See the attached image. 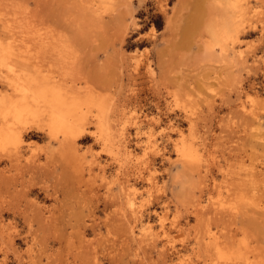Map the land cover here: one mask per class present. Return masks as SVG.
I'll use <instances>...</instances> for the list:
<instances>
[{
	"label": "rangeland",
	"instance_id": "obj_1",
	"mask_svg": "<svg viewBox=\"0 0 264 264\" xmlns=\"http://www.w3.org/2000/svg\"><path fill=\"white\" fill-rule=\"evenodd\" d=\"M248 1L244 15L228 0H0L13 61L93 90L123 129L108 156L86 103L79 164L41 132L25 153L42 168L0 160V264H264V3Z\"/></svg>",
	"mask_w": 264,
	"mask_h": 264
},
{
	"label": "bare ground",
	"instance_id": "obj_2",
	"mask_svg": "<svg viewBox=\"0 0 264 264\" xmlns=\"http://www.w3.org/2000/svg\"><path fill=\"white\" fill-rule=\"evenodd\" d=\"M228 2H230L232 5L231 7H236V10H239V12L237 11V13H240L242 12L243 14L245 13V10H247V8L249 7V1L248 0H228ZM229 3V5H230ZM264 3V0H254V4L255 5H258V6H261L262 4ZM199 4V3H198ZM196 8V6H195ZM240 15V14H239ZM238 15V16H239ZM245 15V14H244ZM237 17V16H236ZM241 17H242V20L244 19V16L241 14V16H239V18L237 17V21L239 20L240 23L241 22ZM244 21V20H243ZM237 22V23H239ZM224 30H226V27L224 28ZM223 31V29H222ZM221 31V34H218L217 38L222 40L220 41L221 43H225V38L226 36L229 38H233L232 41H234L235 37H232L233 34L237 35L236 33H233L232 32V36H230L228 33V35L224 36L225 34H223ZM220 32V30L218 31V33ZM224 32V31H223ZM10 33V32H9ZM226 33V31L224 32ZM223 36L225 37L224 39L222 38H219L220 36ZM227 38V39H228ZM21 39V38H20ZM226 39V40H227ZM23 40V39H22ZM21 40V41H22ZM231 40L228 39V41L230 43H233L231 42ZM9 41V40H8ZM6 43V45H3L2 42L0 41V66H3L5 64L6 66V70H7V80H6V86H5V89L3 91H0V150L3 152L0 151V160L1 159H4V161L10 163V164H14V165H19L21 163V159H24L26 162H24L25 164H28L30 165V163L32 165H34L33 167H35L36 169H38L39 167H41V165H39V162L36 163V161L38 160L37 157H34L35 156V153L31 151V155L30 157L29 156H26V153L27 150L30 148V142H33L34 144H36V142L34 140H31V141H27V139H31L32 137L35 136V133L37 132H41L44 134V136L47 138V141H48V145H47V150L49 149V152L51 154V150H52V147L53 145L55 144V148L54 149H57L61 152H70L72 155H74V160L77 162L79 158L76 153H77V150H78V139H80V137H82V135L85 133V131L87 130L86 129V124L85 123V119H84V112H83V105L84 104H90V105H95L97 108H99V111H95L97 113V115H95V119L96 120V124L95 121H93V123L91 122V124H94L97 125V131L95 132L97 134L96 136V140H99L101 142V144L103 145H109L113 142H115V138H117V134H120L118 133V131L122 133L123 129L121 130H116L117 134H113L115 132H113V127H115L114 124H112V122H110L112 116H110L112 113L111 111H106L104 110V108L106 106H104L105 104L102 105V101H100V95L99 94H96V98H97V95H99L98 99L99 100H93V99H90L92 96V93L91 91V87L88 88L89 90V93L91 95H88V91L86 89H83L84 91H87V93H82L84 92L82 90L79 91L81 92L82 94L84 95H88L89 96V99H88V96L84 97V98H87L85 100H83L81 97H82V94L81 93H77L78 92V87H76L78 90L77 92H75L76 90H73L72 88H75L74 84L72 86V83L69 82V85H66V82L65 81H68V80H65V77L63 78V76H60L64 79L63 83L62 82V78L59 80V79H56L54 78L52 75H49V74H46V71H44L45 73L43 74L42 71H39V69H34L33 67H30L25 61L23 60H15L13 61L11 55H12V51L10 50V45L9 43ZM217 43L218 40H217ZM220 43V51H224V49H226V46L223 45V43L221 44ZM228 44V43H227ZM33 47V46H32ZM11 57V58H9ZM45 58V57H44ZM138 61V60H137ZM52 62V61H51ZM138 62H135L134 64H137ZM52 64L55 65V63L53 62ZM138 65V64H137ZM136 65V66H137ZM38 67V66H37ZM45 69V68H44ZM5 70V72H6ZM132 70V69H131ZM50 72V71H49ZM55 75V74H53ZM3 77V76H2ZM6 77V76H5ZM4 82V81H3ZM4 87V86H3ZM89 87V86H87ZM93 89V88H92ZM74 91V92H73ZM79 94V95H78ZM95 94V93H94ZM93 94V95H94ZM81 95V96H80ZM247 95V94H246ZM95 96V95H94ZM248 96V95H247ZM255 96V95H254ZM249 97V96H248ZM99 101L101 102V107H103V109L100 108V103ZM90 107V106H88ZM242 112H247L249 114H253V107H252V104L250 103V108L247 109L246 105L245 104H242ZM90 108H88L87 112L89 111ZM93 109V108H92ZM105 109H108V108H105ZM111 109V108H110ZM91 110V109H90ZM95 110V109H93ZM103 110L104 112H109V118H106V116L108 117V113L105 112V115H104V118L103 119ZM113 112V110H112ZM117 112V111H116ZM95 113V114H96ZM89 114V112L87 113ZM86 114V116H87ZM241 114V113H240ZM248 115V114H247ZM88 117V116H87ZM86 117V118H87ZM90 117V115H89ZM88 117V118H89ZM114 117V115H113ZM243 117V115L241 116ZM251 117V116H250ZM90 119V118H89ZM88 119V120H89ZM92 119V118H91ZM114 119V118H113ZM118 118H115L114 121L117 122L118 124V121H117ZM87 120V119H86ZM93 120V119H92ZM113 121V120H112ZM148 121V120H147ZM89 122V121H88ZM87 122V123H88ZM152 122V121H151ZM155 122V121H154ZM90 123V122H89ZM111 123V124H109ZM114 123V122H113ZM127 125V124H126ZM89 126V125H88ZM93 126V125H92ZM117 127V126H116ZM96 128V127H95ZM116 129H119V128H116ZM138 130V129H137ZM181 130V129H180ZM89 132V131H88ZM123 134V133H122ZM123 138V135L121 136ZM94 139V138H93ZM124 139V138H123ZM118 140V139H117ZM125 140V139H124ZM123 140V141H124ZM183 140V139H182ZM117 142V141H116ZM116 142L114 144H116ZM137 142V141H136ZM54 143V144H53ZM98 143V141H97ZM124 143V142H123ZM122 143V144H123ZM126 143V142H125ZM99 144V143H98ZM186 144V143H185ZM102 145V146H103ZM112 145V144H111ZM118 145H120L122 147V145L120 144V141L119 143L116 144V149L117 148H120L117 147ZM175 145V143H174ZM176 145H178L176 143ZM8 146H10L8 150H4L5 148H7ZM101 146V145H100ZM113 146V145H112ZM110 146V149L109 151H105L107 152L108 156L109 154H111L112 152V149ZM147 146V145H146ZM103 147H107V146H103ZM113 147V148H114ZM127 148V147H126ZM80 149V148H79ZM107 149V150H108ZM123 149H125V144H124V147ZM159 149V148H158ZM56 150V151H57ZM81 150V149H80ZM100 150V149H99ZM104 149L101 148L100 152L102 153H105L103 151ZM106 150V149H105ZM111 150V151H110ZM129 150V149H128ZM127 150V151H128ZM30 151V150H29ZM92 151V153L95 151L93 150H90ZM119 151V150H118ZM121 151V149H120ZM124 151V150H123ZM126 151V152H127ZM178 151L180 152V154L182 155V157L180 158H183V160L186 162L187 160H189L190 158H192V150L190 148H187L185 145H182L181 147L178 148ZM49 152H46V154H48ZM58 152V151H57ZM96 152V151H95ZM125 152V151H124ZM123 152V153H124ZM85 153H90V152H87L85 151ZM85 153H82L80 152V154H85ZM98 153V152H97ZM117 153V152H116ZM115 151L112 153V156H115L117 157L116 155L119 153L116 154ZM122 153V152H121ZM132 153V152H131ZM148 153V152H147ZM45 154V155H46ZM49 154V155H50ZM79 154V152H78ZM79 154V155H80ZM116 154V155H115ZM120 154V153H119ZM118 154V155H119ZM129 155H131L129 152L127 153L126 157ZM179 154V156H180ZM49 155H46V159L49 158ZM97 155V154H96ZM95 155V156H96ZM122 155V154H120ZM119 155V156H120ZM48 156V157H47ZM84 156V155H83ZM91 156V155H90ZM89 156V157H90ZM94 156V158H95ZM98 156V155H97ZM96 156V158H97ZM124 158H125V154H123ZM123 160H125L124 158ZM132 156V155H131ZM149 156V155H148ZM45 157V156H44ZM77 157V158H76ZM115 157H114V162L116 163L117 162V159L115 160ZM121 157V156H120ZM130 157V156H129ZM77 160H76V159ZM83 158L82 156H80L79 159ZM85 158V157H84ZM93 158V155L88 158V160H94ZM119 158V157H118ZM128 158V157H127ZM179 158V160H181ZM98 159V158H97ZM96 159V160H97ZM105 159V158H104ZM83 160V159H82ZM87 160V161H88ZM95 160V161H96ZM108 160V158H107ZM112 160V161H111ZM109 159L108 161L109 162H113V158L112 159ZM130 160V158L128 159ZM143 160V159H142ZM145 160V159H144ZM95 161L91 162L94 163ZM119 161H122V160H119L118 159V162L117 164L120 165ZM127 161V160H126ZM125 161V162H126ZM146 161V160H145ZM105 162V164H104ZM103 162V166L100 167V168H104V165L107 166L106 164V161ZM124 161H122V164H123V167H125L126 165H124L125 163ZM180 162V161H179ZM181 162H183L181 160ZM183 162V163H185ZM108 163V162H107ZM128 163V162H127ZM125 163V164H127ZM139 163V162H138ZM190 163V161L188 162ZM194 163V162H193ZM78 164H79V161H78ZM91 164L88 163V168L89 166H91ZM95 164H97L96 162L94 163V166H96ZM113 164V163H112ZM144 164V162H143ZM191 164V163H190ZM93 165V164H92ZM110 165V164H109ZM139 165V164H138ZM100 166V164L98 165ZM97 166V167H98ZM117 166V165H116ZM129 166V165H127ZM135 166V165H134ZM145 166V165H144ZM93 167V166H92ZM119 167V166H117ZM115 167V168H117ZM122 167V166H121ZM137 167V166H136ZM42 168V167H41ZM132 168V167H131ZM143 168V166H142ZM99 169V167H98ZM96 169V170H98ZM124 169V168H123ZM130 169V168H128ZM90 170V169H89ZM102 170V169H101ZM125 170V169H124ZM134 170V169H133ZM92 171V170H91ZM107 171V170H106ZM112 171V170H111ZM118 171V168L117 170ZM123 172V170H121ZM103 172V170L101 171ZM126 172H129L126 170ZM143 172V171H142ZM121 173V172H120ZM124 173V172H123ZM131 175H132V172H130ZM129 173V174H130ZM138 173V172H137ZM100 174V172H99ZM103 174V173H102ZM100 175L101 177H103V175ZM113 174H116L115 172ZM122 174V173H121ZM126 174V173H125ZM118 175V172L116 174V177ZM142 175V174H141ZM150 174H148V177H149ZM29 177L28 178H31L33 176L32 173H30V175H28ZM97 176L99 177V175L97 174ZM120 176V174H119ZM118 176V177H119ZM126 178L125 176L126 175H122L120 177H123ZM128 176V174H127ZM134 176V174H133ZM137 176V175H136ZM135 176V177H136ZM139 176H140V172H139ZM152 176V174H151ZM109 177V176H108ZM114 177V176H113ZM114 177V180L113 181H116V183H119L121 184L122 182L121 181H117L115 180ZM146 176V180H148V178ZM123 178V183L125 182L126 179ZM131 178V177H130ZM139 178V177H138ZM141 178V176H140ZM143 178V177H142ZM151 178V177H149ZM23 179V178H21ZM107 179V177H106ZM129 179V178H128ZM135 179V178H133ZM127 181V180H126ZM134 181V180H133ZM151 181V180H149ZM153 181V180H152ZM101 182V181H100ZM104 182V181H103ZM102 182V183H103ZM129 182V180H128ZM105 183V182H104ZM107 183V182H106ZM132 183V182H130ZM150 183V182H149ZM125 184V183H124ZM124 184H122L121 186H123ZM133 184V183H132ZM152 184V183H151ZM104 185V184H103ZM115 185V184H114ZM113 185V186H114ZM117 185V184H116ZM130 185V184H129ZM135 185V183H134ZM111 186V185H110ZM152 186V185H151ZM30 188V187H28ZM109 188V187H108ZM116 188H118V185L116 186ZM121 188H124V187H121ZM135 188V187H134ZM132 191H130L132 189V187H127V190L129 191H126V188L123 189L122 191H125L127 192V198L125 199V203L128 205V213H129V216H133L136 218V211L134 210V201L132 200V197L133 196V199H134V195H132V192H134V190L136 191V189H134ZM149 188V186H148ZM119 189V188H118ZM116 189L115 192L116 193V196L119 194L121 195L119 192V190ZM110 190V189H108ZM118 190V191H117ZM124 192H122V195H123ZM135 194L137 192H134ZM133 193V194H134ZM111 196H112V193H110ZM109 194V195H110ZM118 195V196H119ZM114 196V195H113ZM117 196V197H118ZM115 198V197H113ZM121 199H123L122 197H120ZM125 198V197H124ZM144 201V200H143ZM140 202V201H139ZM141 203V202H140ZM142 204V203H141ZM139 204V205H141ZM138 205V207H139ZM143 205V204H142ZM141 205V206H142ZM140 206V207H141ZM138 209V208H137ZM127 213V214H128ZM134 218L132 217V220ZM161 224V222H160ZM163 224V223H162ZM161 224V225H162ZM160 225V226H161ZM150 226V225H149ZM163 226V225H162ZM161 226V227H162ZM152 230V229H151ZM157 236V235H156ZM163 236V235H162ZM155 238V237H154ZM158 238V237H157ZM161 238V237H160ZM163 251V250H162ZM168 253V251H167ZM210 254V252H209ZM213 254V253H212ZM177 255V254H176ZM180 258V257H179ZM194 258V257H193ZM187 261V259H185ZM221 260V259H220ZM174 262V261H173ZM194 262V261H193ZM206 262V261H205ZM238 262V261H237ZM190 263V262H189ZM201 263V262H200ZM177 264V263H175ZM181 264V263H180ZM188 264V263H186ZM223 264V263H222ZM233 264V263H232ZM239 264H241L239 262Z\"/></svg>",
	"mask_w": 264,
	"mask_h": 264
}]
</instances>
